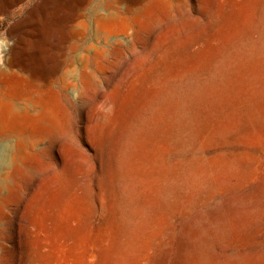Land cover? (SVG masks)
Instances as JSON below:
<instances>
[{
    "label": "rangeland",
    "instance_id": "rangeland-1",
    "mask_svg": "<svg viewBox=\"0 0 264 264\" xmlns=\"http://www.w3.org/2000/svg\"><path fill=\"white\" fill-rule=\"evenodd\" d=\"M40 1L0 0V264H264V0Z\"/></svg>",
    "mask_w": 264,
    "mask_h": 264
},
{
    "label": "bare ground",
    "instance_id": "bare-ground-1",
    "mask_svg": "<svg viewBox=\"0 0 264 264\" xmlns=\"http://www.w3.org/2000/svg\"><path fill=\"white\" fill-rule=\"evenodd\" d=\"M39 1V0H38ZM59 0H41L40 4H41V8L45 9L49 6H53L56 2H58ZM51 4V5H50ZM57 6V5H56ZM40 8V9H41ZM53 8V7H52ZM46 11V10H45ZM102 14V13H101ZM44 15V14H43ZM40 18V16H39ZM109 18V17H108ZM104 20L107 19V17L101 18V16L99 18H97V20ZM115 19V18H114ZM108 20V19H107ZM115 21V20H114ZM11 32V28H8L6 31L7 35H10ZM4 49L6 50L7 56L4 57V61L6 66H8V68H12L18 65V63L20 62V59L17 55V53L14 51V47L10 46L9 44H7V46L4 47ZM1 59V58H0ZM3 74V70L0 68V76ZM21 102V101H19ZM23 102V101H22ZM22 111H25V109L23 108ZM20 109L15 108L10 102H6L5 103V107L3 109H0V135L5 134L6 132L10 131L7 126L9 125V123L7 124V122L4 120V116L2 115V113L5 115V117L11 118L16 116L17 114L20 115ZM26 112V111H25ZM15 127V126H13ZM17 127V126H16ZM18 128V127H17ZM11 129V128H10ZM12 130V129H11ZM16 130V129H15ZM20 130V129H19ZM18 131V130H17ZM11 132V131H10ZM25 132V131H24ZM22 133V132H20ZM19 133V135H20ZM16 134H18V132H16ZM24 134V133H23ZM27 134V133H26ZM32 134V133H30ZM34 134V132H33ZM15 135V134H14ZM18 135V136H19ZM28 135V134H27ZM25 135V137L27 136ZM20 137V136H19ZM24 137V139H25ZM15 140V139H14ZM15 146H13L14 151L11 153V158L14 159V157L18 154L19 151H21V149L23 148V138L20 137L19 139L15 140ZM25 148V147H24ZM23 148V149H24ZM12 151V150H11ZM9 156L8 152L6 149H2L0 152V163L5 162V158Z\"/></svg>",
    "mask_w": 264,
    "mask_h": 264
}]
</instances>
